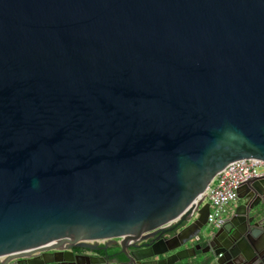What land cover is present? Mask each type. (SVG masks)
Masks as SVG:
<instances>
[{
    "label": "water",
    "instance_id": "1",
    "mask_svg": "<svg viewBox=\"0 0 264 264\" xmlns=\"http://www.w3.org/2000/svg\"><path fill=\"white\" fill-rule=\"evenodd\" d=\"M247 159L264 161V0H0L4 263H59L34 257L178 220L173 247L136 260L248 264L264 176L220 229L208 203L190 221L216 176ZM199 236L206 249L179 257Z\"/></svg>",
    "mask_w": 264,
    "mask_h": 264
},
{
    "label": "flooded vegetation",
    "instance_id": "2",
    "mask_svg": "<svg viewBox=\"0 0 264 264\" xmlns=\"http://www.w3.org/2000/svg\"><path fill=\"white\" fill-rule=\"evenodd\" d=\"M178 224V220L171 222L162 227L161 232L156 236H149L146 239L138 241L117 238L113 240H100L86 243L75 242L62 245L58 249L36 254L34 262L43 263L45 260H60L59 263L52 262L50 264H141L136 260V256H134L136 252L144 250L147 254L154 255L162 250H168L176 244V241H178L175 239L176 236L188 226L187 224H183L177 227ZM226 224L227 221L224 225ZM197 238L199 240H196ZM197 238L186 247L177 251V253H180L179 257L192 255L193 252L190 249L196 246H202V250L206 249L203 237L199 236ZM244 240L246 241V239L242 241ZM229 241L231 242V240ZM251 242L254 243L253 246L257 252H251L248 264H264V238ZM80 244L91 246L95 250L79 247ZM169 255L171 254L155 257L151 260L158 262L157 264H166L162 260L168 258ZM0 264H27V261L17 259L10 263H4V259L0 258Z\"/></svg>",
    "mask_w": 264,
    "mask_h": 264
},
{
    "label": "built area",
    "instance_id": "3",
    "mask_svg": "<svg viewBox=\"0 0 264 264\" xmlns=\"http://www.w3.org/2000/svg\"><path fill=\"white\" fill-rule=\"evenodd\" d=\"M263 176L264 161L247 159L230 164L216 176L206 193L196 199L194 203L196 206L201 200L203 203L192 212L190 221L198 219L199 210L208 203L210 214L207 225L212 229H220L238 207L240 188L249 181Z\"/></svg>",
    "mask_w": 264,
    "mask_h": 264
},
{
    "label": "rangeland",
    "instance_id": "4",
    "mask_svg": "<svg viewBox=\"0 0 264 264\" xmlns=\"http://www.w3.org/2000/svg\"><path fill=\"white\" fill-rule=\"evenodd\" d=\"M208 229L213 230L211 227L208 226Z\"/></svg>",
    "mask_w": 264,
    "mask_h": 264
}]
</instances>
